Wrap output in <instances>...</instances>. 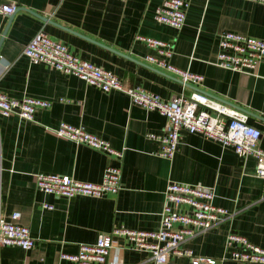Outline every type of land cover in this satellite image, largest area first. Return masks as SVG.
Masks as SVG:
<instances>
[{"label":"crops","instance_id":"0c3cea01","mask_svg":"<svg viewBox=\"0 0 264 264\" xmlns=\"http://www.w3.org/2000/svg\"><path fill=\"white\" fill-rule=\"evenodd\" d=\"M164 0H0L19 6L11 16L0 13V92L11 99L36 98L51 104L34 120L0 116V218L18 222L36 240L30 251L0 247V264H71L61 254L78 253L81 244H95L114 228L154 231L168 182L198 185L215 193L214 204L228 216L211 230L187 238L182 247L214 264H240L230 259L225 240L230 232L264 249V180L255 176L256 162L231 148L197 134L181 133L172 160L155 156L148 134L162 132L166 119L131 103L125 93H105L46 64H31L24 48L39 33L64 43L69 50L105 71L127 88H143L163 101L193 86L146 61L157 56L139 37L172 46L168 62L204 77L199 91L248 113V124L261 132L264 151V61L253 73L216 65L218 38L232 32L264 41V4L245 0H190L180 30L159 24L155 12ZM62 123L83 127L125 150L123 190L104 198H58L39 191L37 174L68 175L101 183L107 167L117 164L107 154L78 145L53 132ZM44 204L54 207L44 208ZM184 210V208H179ZM106 264H154L152 256L132 250L122 239ZM168 264H191L174 256ZM207 264V263H203Z\"/></svg>","mask_w":264,"mask_h":264},{"label":"built area","instance_id":"2783aa9c","mask_svg":"<svg viewBox=\"0 0 264 264\" xmlns=\"http://www.w3.org/2000/svg\"><path fill=\"white\" fill-rule=\"evenodd\" d=\"M245 1L264 4V0ZM189 2L190 0H164L155 12V20L161 25L180 30L185 24ZM18 8L15 3L4 4L0 7V13L11 16ZM139 39L157 53V56L146 57L149 64L171 74L184 86H193L194 90L188 96L181 93L169 101H163L157 94L143 88H127L114 74L82 60L64 43L44 33H39L27 44L23 55L31 64H46L63 74L76 76L105 93H125L133 105L157 112L164 117L166 123L162 132L147 135L157 145L155 156L172 160L180 144L181 133L197 134L231 148L240 157L254 158L255 176L264 180V151L258 146L261 132L248 124V113L202 94L199 91L204 81L202 75L178 69L168 62L172 56L170 44L151 38ZM263 61V40L232 32L220 34L216 59L218 67L232 72L253 73ZM9 68V64L3 65L0 69V80ZM50 106L47 101L29 97L11 99L0 92V116L17 115L21 119L33 121L37 110ZM53 132L60 138L105 153L117 164L107 167L102 182L98 184L81 182L68 175L37 174L35 180L39 191L63 199H100L118 195L123 190L121 164L125 150L113 148L110 142L89 133L83 127L62 123ZM163 195L165 204L156 230L114 228L108 234H101L95 244H81L78 253H63L60 259L71 264H106L111 252L119 248L118 240L122 239L132 250L150 254L154 264H168L174 256L188 257L191 264H214V261L195 257L192 251L182 247L187 238L211 230L228 216L226 209L214 204V191L198 185L168 182ZM181 207L184 210H179ZM44 208L54 209L49 204H44ZM19 218V213H14L11 221L0 218V247L18 246L30 251L36 240L30 229L18 222ZM225 247L230 259L235 262L264 264V249L236 233L230 232L227 235Z\"/></svg>","mask_w":264,"mask_h":264},{"label":"water","instance_id":"95a60500","mask_svg":"<svg viewBox=\"0 0 264 264\" xmlns=\"http://www.w3.org/2000/svg\"><path fill=\"white\" fill-rule=\"evenodd\" d=\"M203 264V263H202Z\"/></svg>","mask_w":264,"mask_h":264}]
</instances>
